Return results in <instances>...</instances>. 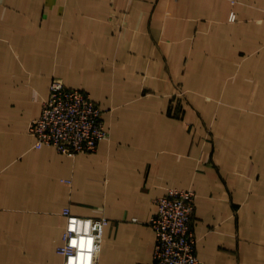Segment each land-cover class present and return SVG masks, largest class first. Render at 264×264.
<instances>
[{"label": "crops", "instance_id": "1", "mask_svg": "<svg viewBox=\"0 0 264 264\" xmlns=\"http://www.w3.org/2000/svg\"><path fill=\"white\" fill-rule=\"evenodd\" d=\"M55 77L102 107L96 151L35 147ZM172 187L204 264H264V0H0V264H64L67 207L109 220L95 264H154Z\"/></svg>", "mask_w": 264, "mask_h": 264}, {"label": "built area", "instance_id": "2", "mask_svg": "<svg viewBox=\"0 0 264 264\" xmlns=\"http://www.w3.org/2000/svg\"><path fill=\"white\" fill-rule=\"evenodd\" d=\"M184 94L182 90L181 97ZM30 132L36 138V148L52 145L67 154L96 151L109 136L103 109L90 93L68 87L57 77L41 114L31 123ZM154 203L150 219L156 234L154 264H204L196 251L195 191L172 187ZM63 213L67 227L57 251L64 257V264H95L108 218L82 217L73 214L69 207ZM73 241L77 243L74 245Z\"/></svg>", "mask_w": 264, "mask_h": 264}, {"label": "snow or ice", "instance_id": "3", "mask_svg": "<svg viewBox=\"0 0 264 264\" xmlns=\"http://www.w3.org/2000/svg\"><path fill=\"white\" fill-rule=\"evenodd\" d=\"M77 242L76 241H73V244L75 245Z\"/></svg>", "mask_w": 264, "mask_h": 264}, {"label": "rangeland", "instance_id": "4", "mask_svg": "<svg viewBox=\"0 0 264 264\" xmlns=\"http://www.w3.org/2000/svg\"><path fill=\"white\" fill-rule=\"evenodd\" d=\"M182 91V90H181ZM183 98V97H182ZM182 189V188H181Z\"/></svg>", "mask_w": 264, "mask_h": 264}]
</instances>
